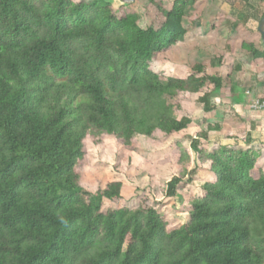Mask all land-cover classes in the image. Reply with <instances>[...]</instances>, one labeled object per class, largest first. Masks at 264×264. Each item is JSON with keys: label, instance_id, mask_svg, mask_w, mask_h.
<instances>
[{"label": "trees", "instance_id": "16d2710c", "mask_svg": "<svg viewBox=\"0 0 264 264\" xmlns=\"http://www.w3.org/2000/svg\"><path fill=\"white\" fill-rule=\"evenodd\" d=\"M197 1L166 10L150 0L157 14L142 29L106 0H0V264H264V170L253 150L212 145L218 125L194 121L201 131L189 151L177 144L163 162L182 170L160 181L163 200L198 169L212 177L184 208L185 224L160 215L163 201L131 210L121 183L91 190L83 177L89 135L134 153L137 136L185 133V103L215 110L211 93L224 82L205 66L184 79L152 70L184 41V20L201 19ZM236 1L238 22L256 13L259 24L264 0ZM241 49L259 56L249 43Z\"/></svg>", "mask_w": 264, "mask_h": 264}, {"label": "crops", "instance_id": "0c3cea01", "mask_svg": "<svg viewBox=\"0 0 264 264\" xmlns=\"http://www.w3.org/2000/svg\"><path fill=\"white\" fill-rule=\"evenodd\" d=\"M240 9L238 4L229 6L223 0L197 1L194 10L201 14V19L185 28L184 41L169 52L175 56L176 49L180 53L182 47L184 66L201 64L208 75L218 76L224 82L219 92L208 91L214 111L205 114L199 103L184 104L185 112L194 114L187 117L194 120L186 135L193 138L201 131L194 122L200 119L218 125L220 131L209 134L212 145L253 150L264 170V112L250 109L252 100L264 99V44L258 33L256 13L254 19L242 23L238 22ZM243 43L251 44L259 56L247 57L241 49ZM215 59L221 63L211 67Z\"/></svg>", "mask_w": 264, "mask_h": 264}, {"label": "rangeland", "instance_id": "374dc122", "mask_svg": "<svg viewBox=\"0 0 264 264\" xmlns=\"http://www.w3.org/2000/svg\"><path fill=\"white\" fill-rule=\"evenodd\" d=\"M106 1H109L116 10L124 5L118 0ZM223 1L229 6L236 5V2L232 3L233 0ZM172 2L173 0H163L162 4L166 10H169ZM124 6L127 13L138 16V23L142 29L148 28L155 20L157 10L150 3V0H137L133 4ZM183 24L185 28L190 27L187 20H184ZM177 50L175 56L173 52L170 53L168 50L159 55L157 60L153 62L152 70L162 80L169 77L184 79L189 74L191 65L184 66L182 47L180 53ZM193 115L186 114V117ZM175 117L180 118L179 115H175ZM185 133L159 139L137 136L140 149L134 153L125 151L110 136L104 134L103 138H95L89 135L87 137L89 162L83 170V177L87 186L91 187V190H93V186L104 190L111 183H121V194L126 200L127 207L131 210L136 209L142 199H146L150 203L163 201V205L159 209L160 215L164 219L168 218L173 222L185 224L188 215L184 208L195 198L200 197L201 186L212 180L206 169H198L193 182L187 186L185 191L179 193L172 200H163L159 191L160 181L182 174V170L173 162L169 164H163V162L171 157V152L177 144L184 150L189 149V135H185ZM98 139L100 144L95 145L94 142ZM192 168H194L193 165H191Z\"/></svg>", "mask_w": 264, "mask_h": 264}, {"label": "water", "instance_id": "95a60500", "mask_svg": "<svg viewBox=\"0 0 264 264\" xmlns=\"http://www.w3.org/2000/svg\"><path fill=\"white\" fill-rule=\"evenodd\" d=\"M118 1L124 5H130L133 4L136 0H118ZM258 33L260 34L262 42L264 44V15L258 25Z\"/></svg>", "mask_w": 264, "mask_h": 264}, {"label": "built area", "instance_id": "2783aa9c", "mask_svg": "<svg viewBox=\"0 0 264 264\" xmlns=\"http://www.w3.org/2000/svg\"><path fill=\"white\" fill-rule=\"evenodd\" d=\"M250 109L264 112V99H254L250 102Z\"/></svg>", "mask_w": 264, "mask_h": 264}]
</instances>
